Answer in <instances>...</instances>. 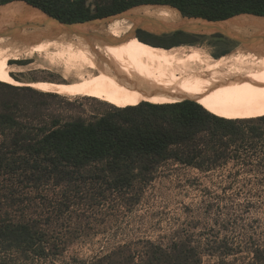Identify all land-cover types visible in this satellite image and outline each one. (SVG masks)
Returning <instances> with one entry per match:
<instances>
[{"label": "rangeland", "instance_id": "obj_1", "mask_svg": "<svg viewBox=\"0 0 264 264\" xmlns=\"http://www.w3.org/2000/svg\"><path fill=\"white\" fill-rule=\"evenodd\" d=\"M106 1L86 0V5L94 10ZM195 45H186L182 54L173 48L153 49L170 51L168 60L183 64V72L174 70L169 61L119 58L148 77L166 74L164 80L174 84L196 81L212 88L221 84L264 88V51L232 48L211 37L198 39ZM222 51L229 53L219 57ZM7 53L26 52L5 47L0 59ZM8 60L23 67L14 74L0 73V79L12 83L43 82L60 88L82 83L78 73H64L58 60L42 56ZM112 109L116 107L81 95L0 83V115L19 123L13 129L0 125V222L33 224L48 242L40 259L20 251L6 254L11 264H104L113 252L138 256L150 244L166 248L180 242L196 250L200 264H252L251 251L264 247V188L254 178L259 173L233 161L208 172L167 161L151 182L125 191L90 178L96 172L93 168L59 183L45 175L37 159L11 144L19 130L37 137L55 124L76 119L93 122Z\"/></svg>", "mask_w": 264, "mask_h": 264}, {"label": "trees", "instance_id": "obj_2", "mask_svg": "<svg viewBox=\"0 0 264 264\" xmlns=\"http://www.w3.org/2000/svg\"><path fill=\"white\" fill-rule=\"evenodd\" d=\"M12 1L15 0H0V5ZM23 1L67 23L104 18L144 5L168 6L183 16L211 21L238 15L264 17V0H107L94 10L86 5V0ZM137 38L145 48L169 49L196 46L197 40L205 37L184 33L154 36L138 31ZM211 38L237 47L222 37ZM153 40H168L169 44L158 46ZM228 53L222 51L219 57ZM0 125L13 129L19 123L0 115ZM11 144L37 159L45 175L59 183L74 173L93 168L96 172L90 178L104 180L112 189L126 191L134 185L151 182L157 168L167 161L201 172L233 161L248 172L259 173L254 178L264 188V117L227 120L189 100L163 105L144 102L116 108L93 122L76 119L61 126L55 124L37 137L19 130ZM47 246L46 234L37 231L33 224L0 222V264H11L6 254L12 251L40 259L45 256ZM251 253L252 264H264V247L255 248ZM122 254L113 252L104 259V264H200L196 250L183 242L166 248L150 244L138 256L131 252Z\"/></svg>", "mask_w": 264, "mask_h": 264}, {"label": "bare ground", "instance_id": "obj_3", "mask_svg": "<svg viewBox=\"0 0 264 264\" xmlns=\"http://www.w3.org/2000/svg\"><path fill=\"white\" fill-rule=\"evenodd\" d=\"M138 12L170 18L178 17L175 11L166 7H146ZM130 27L128 21L117 20L107 27L106 32L108 35L119 38L125 31L130 30ZM38 40L35 43H26L10 38H0V51L9 47L26 52L23 55L4 54L0 59V73L14 74L23 68L6 63L5 60L22 57L32 59L42 56L48 57L51 62L56 60L63 62V72L69 75L78 73L82 83L70 88H60L43 82L19 84L7 79H0L1 83L10 82L11 84L8 85L11 86L39 88L55 95H81L118 109L138 106L144 102L163 105L189 100L197 103L209 113L227 120L264 117V88L260 89L259 86L251 88L250 84H247L244 89H235L228 84L212 88L196 81L174 84L170 80H164L168 78L166 74L161 75L159 79H154V76L151 78L145 73L137 72L133 64L121 58L142 63L146 61L168 62L170 51L145 48L133 38L121 44L106 45H90L82 40L65 37L57 40ZM172 48L176 54H182L188 50L186 45ZM13 51L17 52V50ZM169 62L177 72L184 71L183 64L175 60Z\"/></svg>", "mask_w": 264, "mask_h": 264}, {"label": "water", "instance_id": "obj_4", "mask_svg": "<svg viewBox=\"0 0 264 264\" xmlns=\"http://www.w3.org/2000/svg\"><path fill=\"white\" fill-rule=\"evenodd\" d=\"M146 7H166L178 14L176 18L149 15L138 12ZM117 20H126L131 27L127 34L117 38L104 33ZM143 31L154 36L184 33L197 37L219 36L244 50L260 53L264 51V17L238 15L225 20L211 21L183 16L177 9L168 6L144 5L124 10L104 18L67 23L27 1H12L0 5V38H10L26 43L36 40L73 38L90 45L121 44L137 38Z\"/></svg>", "mask_w": 264, "mask_h": 264}]
</instances>
